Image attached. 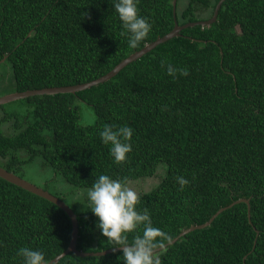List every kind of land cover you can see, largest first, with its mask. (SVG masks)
Here are the masks:
<instances>
[{
    "label": "trees",
    "instance_id": "obj_1",
    "mask_svg": "<svg viewBox=\"0 0 264 264\" xmlns=\"http://www.w3.org/2000/svg\"><path fill=\"white\" fill-rule=\"evenodd\" d=\"M173 1L139 0L152 27L132 48L113 0H0V62L7 57L0 68L12 70V92L84 84L176 23L209 20L220 0H186L182 10L178 0L176 16ZM165 58L187 74L169 75ZM24 100L26 117L0 118V125L14 122L13 133L0 130V166L17 174L40 159L54 173L49 182L76 188L91 187L100 174L132 182L163 169L137 204L161 229L157 248L246 199L249 205L228 208L158 253L162 264H264V0L225 1L216 23L183 30L98 86ZM81 104L93 109V124L80 123ZM105 124L132 127L126 161L114 162L101 142ZM178 177L187 181L183 187ZM73 210L79 251L121 247L101 234L89 207ZM142 232L143 224L124 242ZM71 235L60 207L0 178V264H23L21 247L43 251L48 263L66 251ZM122 255L69 253L57 264H124Z\"/></svg>",
    "mask_w": 264,
    "mask_h": 264
},
{
    "label": "clouds",
    "instance_id": "obj_2",
    "mask_svg": "<svg viewBox=\"0 0 264 264\" xmlns=\"http://www.w3.org/2000/svg\"><path fill=\"white\" fill-rule=\"evenodd\" d=\"M138 3L139 0H113L122 34L127 33L128 45L132 48H136L147 37L152 27L148 18L139 14ZM161 66H166L169 75H174L176 71L187 74L184 69L174 68L166 58L161 60ZM98 134L101 142L109 146V154L114 162L122 163L128 159L132 152V127L127 124L119 127L105 124ZM177 179L181 187L187 183L183 177ZM82 194L89 209L98 218L97 227L101 234L121 246L124 264H162L160 254L156 251L161 229L152 225L147 209L137 208L141 193L132 186L130 180L100 174ZM141 224L142 234L136 235L131 243H125L126 234ZM17 255L23 257V264H47L44 252L39 249L21 247Z\"/></svg>",
    "mask_w": 264,
    "mask_h": 264
},
{
    "label": "water",
    "instance_id": "obj_3",
    "mask_svg": "<svg viewBox=\"0 0 264 264\" xmlns=\"http://www.w3.org/2000/svg\"><path fill=\"white\" fill-rule=\"evenodd\" d=\"M225 1H227V0H220L217 3L215 10H214V13H213V16L209 20L198 21V22H194V23L191 22V23H187L184 25H179L178 23H176L175 27L173 28V30L171 32H169L168 34H166L165 36H163L161 38H158L154 42L147 44L143 49L136 51L135 53L131 54L128 58L121 61L113 70H111L109 73H107L106 75H104L98 79H95L93 81H90V82H87L84 84H77V85H73V86L48 87V88H43V89L27 90L24 92H12V93L0 96V106L14 102V101L24 100V99L34 97V96L57 95V94H67V93L76 94L80 91L87 90V89H90L94 86H98L102 83H105V82L111 80L112 78H114L115 76H117L129 64L141 59L144 55H146L149 52H151L152 50H154L160 44L165 43V42H167L173 38L181 36V32L183 30H185L189 27L197 26V25L211 26L212 24L216 23L218 21L219 12H220L222 5L224 4ZM177 2H178V0L173 1L174 16H176V14H177ZM6 58L7 57H5L0 62V64L5 62ZM0 178H2L4 180L18 186V187H21L24 190H27V191H29V192L37 195V196H40V197L54 203L55 205L60 207L64 212H66L67 215L70 217L71 222H72V235H71V240H70L69 246L65 252H63L59 256L55 257L54 259H52L47 264H57L63 257L68 255L69 253H74L78 256L87 257V256H104V255L110 254L112 252L122 251L121 247H117V248H113L110 250L97 252V253H86V252L79 251L77 249V241H78V237H79L78 217H77L76 213L74 212V210L64 200L53 195L48 190H45L44 188H41L35 184H32L31 182L25 180L24 178H22L18 174L11 172V171H8L7 169L3 168L2 166H0ZM242 202H245L249 205L248 200L239 199V200L233 202L232 204H230L229 206L224 207V208L220 209L219 211H217L206 223H204L202 225L192 226L189 229L184 230L183 232H181L179 234V236H177L171 242L157 248L156 251L160 252V251L164 250L168 246L177 242L181 237H183L184 235H186V234H188L194 230L204 229V228L209 227L222 212H224L228 208H231L234 205L242 203ZM248 217H249V219L251 218L250 206H249V210H248Z\"/></svg>",
    "mask_w": 264,
    "mask_h": 264
},
{
    "label": "rangeland",
    "instance_id": "obj_4",
    "mask_svg": "<svg viewBox=\"0 0 264 264\" xmlns=\"http://www.w3.org/2000/svg\"><path fill=\"white\" fill-rule=\"evenodd\" d=\"M186 0L180 1V10L184 8ZM13 74L12 70L1 67L0 68V96L12 93L13 91ZM30 104L26 100H18L3 106H0V118L4 114H9L15 112L18 116L22 118L26 117L28 111H30ZM80 123L83 125L93 124L95 121V114L91 107L87 105H80ZM14 122L8 121L4 123L2 127L3 133L6 135L13 133ZM23 157V153L21 154ZM2 162V161H0ZM161 167V166H160ZM164 173L163 169H160L158 173L152 178L139 179L137 181H132V186L136 188L140 193L152 189L160 179V176ZM19 176L25 180L37 185L41 188L48 187V191L53 195H58L64 199V201L72 208L76 207L87 208L89 207L85 196L82 194L87 188H76L68 183H64L60 179H56L54 182H49L53 177L54 173L49 168H43L41 165V160L36 159L34 162L23 165L17 172Z\"/></svg>",
    "mask_w": 264,
    "mask_h": 264
},
{
    "label": "flooded vegetation",
    "instance_id": "obj_5",
    "mask_svg": "<svg viewBox=\"0 0 264 264\" xmlns=\"http://www.w3.org/2000/svg\"><path fill=\"white\" fill-rule=\"evenodd\" d=\"M1 96H3V95H1ZM2 106H3V105H2ZM2 127H4V124L0 125V130H2Z\"/></svg>",
    "mask_w": 264,
    "mask_h": 264
}]
</instances>
